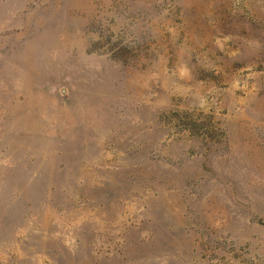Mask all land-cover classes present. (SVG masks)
<instances>
[{
    "label": "rangeland",
    "instance_id": "obj_1",
    "mask_svg": "<svg viewBox=\"0 0 264 264\" xmlns=\"http://www.w3.org/2000/svg\"><path fill=\"white\" fill-rule=\"evenodd\" d=\"M0 264H264V0H0Z\"/></svg>",
    "mask_w": 264,
    "mask_h": 264
}]
</instances>
